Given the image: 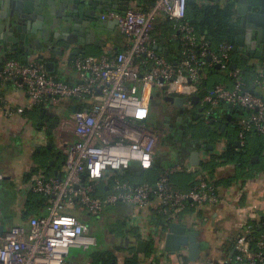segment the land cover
<instances>
[{"label": "built area", "instance_id": "obj_1", "mask_svg": "<svg viewBox=\"0 0 264 264\" xmlns=\"http://www.w3.org/2000/svg\"><path fill=\"white\" fill-rule=\"evenodd\" d=\"M127 1L124 12L111 13L109 17L128 37V48L113 55L75 57L72 67L78 75L77 83L56 79L39 60L22 63L11 57L0 66V107L5 116L22 115L27 110L7 106L2 91L7 82L25 91L28 108L51 106L61 100L72 102L75 109L56 125V146L64 156L62 176H35L23 190L50 197L47 214L29 218L24 226H4L0 233V264H69L70 248L87 250L97 245L88 227L70 210L80 206L95 217L118 202L131 207L126 229H138L147 241L155 243L146 264H185L187 245L180 246L174 254L164 250L169 225L180 223L178 219L188 210L220 211L226 204L240 201L233 199L235 186L223 197L214 181L203 173L187 191L174 189L171 176L178 166L160 172L154 182L133 184L122 178L133 163L144 171L153 164L158 133L144 122L148 98L140 90L166 87V92L173 95L198 94L207 70L217 65L226 70L233 47L227 43L212 47L187 23H179L186 17L188 0H154L148 7L142 0ZM159 15L175 22L182 46L176 62H168L153 48L151 32ZM227 74L232 79L231 86L217 84L207 89L201 96L202 103L213 108L224 103L251 112L239 127L240 147L250 132L264 140V62L258 65L256 76L248 85L239 68L230 69ZM1 181L0 175V184ZM153 201V211L165 226L163 233H159L150 212L144 213ZM237 217L236 233L227 238V247L213 252L222 257L201 256L194 264H264V206ZM200 223L199 218L193 217L180 224L198 231Z\"/></svg>", "mask_w": 264, "mask_h": 264}, {"label": "crops", "instance_id": "obj_2", "mask_svg": "<svg viewBox=\"0 0 264 264\" xmlns=\"http://www.w3.org/2000/svg\"><path fill=\"white\" fill-rule=\"evenodd\" d=\"M108 3L114 0H106ZM141 1V0H136ZM198 2H202L203 4H218L220 6H225L226 3L224 0H197ZM118 1H115L117 4ZM110 7V5H109ZM112 12H98L101 16L100 20L111 22L113 18L109 17V14ZM160 16V15H159ZM106 26V25H105ZM88 27V26H87ZM104 27V26H103ZM107 27V26H106ZM85 32H81L83 34ZM98 42L84 44L80 41L76 42L73 46L66 47L62 53L51 52L47 51H40V50H29L27 52H22L18 50L16 53L8 52L4 54L3 52L0 53V66L3 61L7 58L16 57L17 60L20 61H31V60H39L41 61L45 68L46 64H50L48 67V72L53 76L57 77L60 80L75 84L78 80V75L76 71L72 67V61L77 56L82 55H102V54H110L113 55L116 52H122L128 48L129 39L125 35H123L117 25L113 26L112 28L96 31L95 32ZM34 38V37H32ZM79 38V37H78ZM42 43V40H41ZM157 43V42H155ZM164 47L168 48L165 52H160L163 55L167 56L170 53V46L164 43ZM1 48V42H0ZM244 48V47H243ZM82 49L79 53H74L75 50ZM58 50L61 49H57ZM159 52V51H158ZM236 56L244 61L245 64L248 66H252L255 70H257L258 65L263 60H256L250 58L249 60L246 59V55L244 52L238 53L235 52ZM42 56V57H41ZM233 63V62H231ZM236 68L242 70L243 68L240 65L236 64ZM220 70V69H219ZM226 72L221 70L219 75L212 74L207 77L204 75L203 79H207L209 84L213 83L214 81H219L220 84H224L226 86H231L228 80L225 77ZM254 76V75H249ZM254 78L250 81H253ZM213 87V86H212ZM3 94L7 101V106L10 108L16 107H25L27 110L22 115H13V116H5L3 108L0 107V175L2 176V181L0 184V206L2 210V222L5 227L12 226V225H26L28 219L30 217L23 218L22 212L25 208V202L27 200L28 193H25L23 190L28 183L32 182V179L35 176H43V169H39L36 173H33L29 179H26V175L32 172L34 169H38L42 163H46L52 167V171L55 174H59V172L63 173L65 170L64 166V159L59 157L54 152L51 154H43L42 150L47 147L48 140L51 134L48 133V124L51 123L48 116V121H40L38 115L31 113L32 108H28L29 98L23 89H18L13 85L12 82H7L3 86ZM254 91V90H253ZM140 92H144L145 96L148 98L147 104V112L144 122L148 126H154L152 129L156 130V125H153L154 116L159 115V102L160 97L158 93H161V89L147 87L144 91L141 89ZM199 97V102L192 103L190 100V96H183L184 97V110L185 114H189V129H188V137L194 136L192 141L197 144L199 141L198 136L201 134V131L204 132V135L207 136L208 141L213 140L214 146L209 145L207 149H205V144H201L200 148L191 150L188 156H179L178 149L174 150L176 157L172 158V154L164 153L160 148L164 146H168L169 144H178L180 147L181 143H178L177 138H173L171 143L166 141V137L171 134H166V137L161 136L160 141L158 142L159 146L156 152L153 154V164L152 167L147 170L148 179L149 181L154 182L157 178L158 171L173 166H180V172L185 173L184 177L181 176L183 179L180 181L183 183L185 180L188 181L189 178H192L193 183H196L199 174L203 173L209 176L208 171L205 169L200 168L201 163L208 161L212 154L219 155L226 147L227 141L233 140L237 146H239L238 137H237V127H240L243 120L246 119L247 116H240L238 114H233L228 112V108L223 106L222 109L220 107H211L205 106L204 103L201 101V96L198 94H194ZM151 100L154 101L151 104ZM68 107H71L69 101H60L52 105L51 107L45 108L46 113L52 112L54 116L59 120L62 117H68L72 113V107L70 111H68ZM201 109V110H200ZM31 113V114H30ZM66 115V116H64ZM151 115L153 117L151 118ZM180 123L183 122V116L181 115ZM226 123V125H225ZM156 124V123H155ZM155 128V129H154ZM56 128L52 130L54 133L53 136V144L55 140ZM198 141V142H197ZM207 141V140H206ZM175 142V143H174ZM34 144L38 145L39 148L35 147ZM55 148L58 147L54 144ZM39 149V150H38ZM59 150V149H58ZM193 151L199 152L200 164L195 165L191 164L190 162V154ZM172 152V151H171ZM264 155V152H263ZM252 157V156H251ZM259 157V156H258ZM155 158L159 159V170L155 171L154 169V160ZM171 163L166 164V161ZM260 160V158H259ZM174 162V163H173ZM259 162V161H258ZM137 166V164L133 163L131 166ZM178 166V167H179ZM140 168V167H139ZM189 169V170H188ZM234 171V167L232 165H223L219 166L215 170V178H222L226 177L229 174H232ZM161 172V171H160ZM159 172V173H160ZM60 173V174H61ZM179 173L178 170L174 173ZM187 175V176H186ZM189 175V176H188ZM174 176V175H173ZM210 177V176H209ZM179 178V177H178ZM174 183L172 182V186L179 184L176 182L177 176L172 177ZM177 179V180H176ZM212 179V178H211ZM214 180V179H212ZM172 181V180H171ZM186 182V181H185ZM135 183V182H133ZM192 183V184H193ZM181 184V183H180ZM190 182L184 183L181 187L182 191H187L190 187ZM238 187L241 190V197L242 199L234 205L236 210L235 212V219L237 220V216L245 217L246 214L253 209H261L264 206V171L262 172H254L252 179L245 181L239 179L234 183H231L229 186H217L218 191L221 196H226V193L229 188L234 189V187ZM189 187V188H188ZM179 190V189H178ZM244 198L247 200L245 201ZM156 201H153L152 204L145 209V215H152V220L156 223L159 233H163L165 226L164 223L160 220V218L154 213L153 206L155 205ZM231 204H226L223 206L220 211L215 210H202L195 213L193 210H188L183 216H180L178 219L180 223L186 224L189 220L193 217L199 218L202 222H204L203 217H210L209 219H216L224 221V225L226 229L231 230L234 226V220L227 221V215L225 213L226 206ZM75 209V208H74ZM73 209V211H74ZM76 214H79L77 210H75ZM74 212V214H75ZM131 212V207L129 204L126 203H117L112 206L107 207L99 216H95L94 218L99 219L104 215H113L116 220L120 224V231L117 235L111 232V237L113 240L103 242L104 245L102 246L103 249L107 251H113L117 258L120 260L123 256L127 255V247H134L136 249V243L139 240L145 241L148 243L147 248L144 252H138L140 254V260L142 264H146L148 258L150 257L151 253L154 250L155 243L147 241L146 237L138 230L136 233L138 234L137 238H133L129 235H125L126 229V222L129 218ZM47 212L45 213V215ZM197 215V216H196ZM208 220V218H207ZM162 222L161 225H158L159 222ZM202 224V223H200ZM91 228V226H90ZM92 229V228H91ZM130 230V229H129ZM206 230V229H205ZM203 231L202 226L198 232L200 233L199 237L201 240H205L209 243V248L204 251L201 256L205 257L210 253H216L217 250L221 251L222 249L227 247V239L224 242H217L216 239H213V243L209 242L207 238V232ZM90 231V230H89ZM91 232V231H90ZM117 247L122 249L117 250ZM116 248V249H115ZM151 249L150 254L146 255L145 252ZM67 262L69 264H91V259L89 255H79L76 257H67ZM187 264H192L189 262Z\"/></svg>", "mask_w": 264, "mask_h": 264}, {"label": "water", "instance_id": "obj_3", "mask_svg": "<svg viewBox=\"0 0 264 264\" xmlns=\"http://www.w3.org/2000/svg\"><path fill=\"white\" fill-rule=\"evenodd\" d=\"M115 1H118L117 4ZM224 2L230 4L233 10L229 28L232 52H244L248 60L253 58L264 61V0H224ZM127 7V0H114L110 3L106 0H0V53H16L18 50L29 53L31 49L62 53L66 47L73 46L78 41L95 44L99 41L96 31L117 25L116 20L111 22L100 20L101 16L98 12L122 13ZM82 31L85 33L81 34ZM153 48L159 52L168 49L164 47L163 41L157 42ZM57 49L61 50L57 52ZM79 51L82 49H77L74 53ZM49 65L46 64V70ZM235 67V63L230 64L231 70ZM215 68L219 69L220 66L217 65ZM161 92L164 93V102L175 101L180 105L184 104L183 96L169 94L166 92V87L161 88ZM252 92L255 93L253 90ZM190 100L197 104L199 97L193 94ZM153 103L154 101L151 100V104ZM204 105L208 106L205 103ZM73 110L75 109L72 108ZM46 115L51 119L55 118L52 112H47ZM56 121V119L52 120L48 124V133L51 134L47 143L48 150L55 149L52 130ZM34 146L39 148L36 144ZM59 153L60 150L57 155ZM200 161L199 152H191V164L199 165ZM258 161V156L251 157L252 163ZM60 177L61 175L57 174V178ZM3 228L2 222L0 233ZM199 235L198 231H192L178 222H173L165 234L164 250L174 254L180 246L187 245V260L198 263L201 254L209 248V243L201 240ZM147 246V242L139 240L136 243V251L144 252Z\"/></svg>", "mask_w": 264, "mask_h": 264}, {"label": "trees", "instance_id": "obj_4", "mask_svg": "<svg viewBox=\"0 0 264 264\" xmlns=\"http://www.w3.org/2000/svg\"><path fill=\"white\" fill-rule=\"evenodd\" d=\"M145 4V6H150L154 0H142ZM233 16V10L232 6H220V5H211V4H203L202 2H198L197 0L189 1L187 2V12L186 17L183 21H180L179 23H187L189 26H191L195 33L203 37L210 46L214 47L217 46L220 43H227L230 44L229 37H230V24L232 21ZM152 40L155 42H161L163 41L166 45L170 46V53L169 55L165 56L162 53L155 50V52L159 55H162L168 62H176L180 58L182 46L181 41L179 40V36L176 32L175 28V22L167 19L165 16L160 15L156 18L154 22V29L151 32ZM156 44V43H155ZM12 58H16L15 56ZM20 61V60H19ZM230 61L240 65L243 69L241 70V76L248 85L252 78L256 76L257 70H255L252 66H248L245 64L244 61H241L239 57L236 56L234 52H231L230 54ZM24 63L25 61H20ZM230 64L227 65V68L224 72H226L225 77L228 80L229 84H232V79L228 76L227 72L230 70ZM221 73V70L213 68L206 71L207 77L216 74L219 75ZM249 75H254L249 76ZM56 79H59L56 77ZM217 84H220L219 81H214L213 83L208 82L207 79H203L199 85V95L202 96L205 91L212 86H215ZM59 100L58 102H60ZM72 102H70L71 104ZM52 106V105H51ZM50 106V107H51ZM225 106L228 108V112L233 114H238L240 116H247L251 112L245 108L241 107H235L230 106L224 103H221L219 105L220 109ZM49 107V105L47 106ZM45 105H34L31 109V113H34L35 115H38V118L40 121H48V117L46 115ZM71 107H68V111H70ZM30 113V114H31ZM189 114L183 115V122H181L177 127V130H175L174 135L166 137V141L168 143H171L172 139L175 137L178 140V143H181L179 149H178V155L179 156H188L191 150H196L200 148V145L203 143L205 144V149L209 145L214 146V141L207 139V136L204 135V132L201 131V134L198 136L199 141L197 144H195L192 139L193 135L191 137H188V129H189ZM181 125V126H180ZM237 130L239 131V127H237ZM178 131V135L175 133ZM237 131V135H238ZM51 137V136H50ZM207 140V141H206ZM58 148L48 150L47 147H45L42 150L43 154H51L55 153L57 154ZM264 140L261 136H259L256 132H250L246 134V143L243 147L237 146L233 140L227 141L225 149L219 154H212L210 156V159L208 161L202 162L201 167L202 169H205L208 171V174L210 178L214 179V183L216 186H229L231 183L236 182L237 180L241 179L245 181L246 179L250 180L253 177L254 172H262L264 171ZM59 157L64 159V156L62 152L58 154ZM251 156H259L260 160L257 163L251 162ZM159 159L155 158L154 160V169L155 171L159 170ZM223 165H232L234 167V171L232 174H229L226 177L222 178H215V170L219 166ZM39 169H43V177L44 178H54L57 177V174H55L52 171V167L46 164L45 162L41 164V166L38 169H34L32 172L26 175V179H29L30 176L33 173H36ZM162 172V170L158 171ZM59 172V175L62 176L63 173ZM148 171H144L141 168L133 165L130 166L127 170L124 171L122 174V178L125 180L133 183V184H140L143 182H152L149 181L148 177ZM174 175V176H173ZM171 176V184L174 183L175 180L172 179V177L175 178L177 176V181L179 184L173 185V188L176 190H185L181 187L184 185V183L190 182V188L194 186L195 183H193L192 178H189L188 181L185 180L183 183L180 181L183 179L181 176L184 177L185 173L179 172L177 174H173ZM158 176V175H157ZM187 176V175H186ZM189 176V175H188ZM179 177V178H178ZM181 183V184H180ZM193 183V184H192ZM188 187V188H189ZM189 188V189H190ZM50 197L42 195L40 193H36L33 191H29L27 200L25 202V208L22 212L23 218L26 217H40L44 216L47 212V209L50 205ZM120 203V202H118ZM123 203V202H122ZM117 204V203H116ZM79 207V208H78ZM75 206V210L79 211L78 209H81L80 206ZM75 212V211H74ZM75 215V214H74ZM79 220L84 223L85 225L90 227L89 220L87 216H90L86 213L85 215H82L80 212L76 215ZM93 217V216H90ZM161 220V218H160ZM162 221V220H161ZM159 222L158 225H161L162 222ZM125 235H129L133 238H137L138 234L136 233V230L130 229L125 231ZM116 249V248H115ZM122 249V247L118 248L117 250ZM127 255L123 256L120 260L117 258L115 253L113 251H107L103 249V247H100L95 252L90 253L89 257L91 259V264H142L140 260V254L136 251L134 247H127ZM151 249H148L145 254H150ZM187 264V261L185 262Z\"/></svg>", "mask_w": 264, "mask_h": 264}, {"label": "rangeland", "instance_id": "obj_5", "mask_svg": "<svg viewBox=\"0 0 264 264\" xmlns=\"http://www.w3.org/2000/svg\"><path fill=\"white\" fill-rule=\"evenodd\" d=\"M64 116H66V115H64ZM152 117H153V115H151V118ZM158 117H159V120H158L159 124H157V128H159L160 130H163L161 132H164V133L161 135V132H160V136L159 135L157 136V140H156V143H155V146L153 149V154L156 152V150L159 146L158 142L160 141V137L161 136L166 137V134L168 133V129L170 127L169 125L175 124V122H174L175 117L174 116L169 117V120L166 122L169 124L167 126L163 125L165 123V121L163 120V115L162 116H160V115L154 116V118H158ZM152 127H154V126H152ZM162 128H164V129H162ZM171 135L173 136L174 133H172ZM168 136H170V134ZM56 139H57V137L55 136L54 144H57ZM178 148H179L178 144L176 143L174 145L169 144L168 146H164V147L160 148V150H162L164 153H169V154L171 153L172 158H175L176 154H175L174 150H177ZM169 163H171L170 160L166 161V164H169ZM179 170H180V166L178 168V172L181 171V170L180 171ZM234 190H235V192H234V198L233 199H236V201L241 200L242 199V197H241L242 195H240L241 190L238 188H235ZM244 200L247 201L245 198H244ZM235 204L236 203H232L231 205L226 206L225 213L228 214L226 222L235 219V215H234L236 212V210L234 208ZM72 209H74V208H72ZM78 210H79L78 212H80L82 215L86 216V212L82 208L78 209ZM70 211L72 214H74L75 209H74V211L73 210H70ZM75 215H77L76 212H75ZM87 218L89 220V224H90L92 229L89 226H87V225L86 226L91 231L90 232L91 235L96 239L97 245L95 247H91L87 250H83L80 248H70L68 257H76L79 255H89L90 253H93L97 249L102 247L104 245L103 242H106V240L107 241L113 240L111 237V232L113 234L117 235L120 231V224L113 215H110V214L107 215L106 214V215L100 217L99 219H96V218L90 217V216H87ZM236 224H237V220L235 219L233 228L231 230H228V229H226V227L224 225V221L211 218V219H208V220H205L204 222H202L201 226L203 228V231L206 229L205 232H207V238L209 239L208 241L213 243V239H216L217 242L218 241L223 242V240L230 237L233 233H236V231H235ZM222 253H223V251H222ZM208 256H209V258L217 259V258L222 257V254H216L215 255V254L209 252ZM192 264H194V263H192Z\"/></svg>", "mask_w": 264, "mask_h": 264}, {"label": "flooded vegetation", "instance_id": "obj_6", "mask_svg": "<svg viewBox=\"0 0 264 264\" xmlns=\"http://www.w3.org/2000/svg\"><path fill=\"white\" fill-rule=\"evenodd\" d=\"M228 5H230V4H226L225 6H228ZM159 97H160V102H159V106H158V108H159L158 112H159V115L160 116L163 115V120L165 121V123L163 125L164 126L169 125L166 122L169 120V117L170 116H174L175 117V121H174L175 124L174 125H169L170 127L168 129V133H172L175 130H177V127L179 128L178 125L180 124L181 115L183 116L184 115V112H185L184 106L183 105H180L178 102H175V101L174 102H169V101L168 102H164V100H163L164 93L163 92L159 93ZM55 119L57 120L56 121V125H57L58 119L56 117L53 118V119H50V121L52 122V120H55ZM158 120H159V117L153 119V121H154L153 125H156V128H157V124H159V121ZM56 125H55V128H56ZM162 129H164V128H162ZM156 131H157L158 135L160 136V132L163 131V130H160L159 128H157ZM163 133L164 132H161V135ZM175 133L178 135V131H176Z\"/></svg>", "mask_w": 264, "mask_h": 264}]
</instances>
